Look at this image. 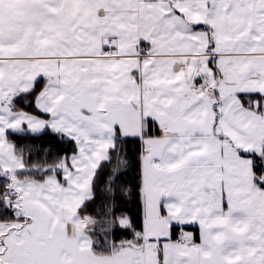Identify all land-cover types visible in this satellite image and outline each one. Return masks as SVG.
Masks as SVG:
<instances>
[{"label":"snow or ice","instance_id":"snow-or-ice-1","mask_svg":"<svg viewBox=\"0 0 264 264\" xmlns=\"http://www.w3.org/2000/svg\"><path fill=\"white\" fill-rule=\"evenodd\" d=\"M0 264H264V0H0Z\"/></svg>","mask_w":264,"mask_h":264},{"label":"trees","instance_id":"trees-1","mask_svg":"<svg viewBox=\"0 0 264 264\" xmlns=\"http://www.w3.org/2000/svg\"><path fill=\"white\" fill-rule=\"evenodd\" d=\"M17 142L21 145L27 144H40L46 148H51L53 152L58 151L59 149H70V145L63 144L61 145L57 138L51 136L50 134H45L40 137L38 140L31 137H18ZM126 153L128 154L129 167L126 170V174L123 177L124 186L127 189L126 194H123L115 201L116 215H126L133 222L134 226L139 225L142 228L143 220V208L140 203L139 198V163L138 157L141 151L140 142L137 140L133 142L131 139L123 145ZM97 204L90 205V210H95ZM139 230V229H138ZM115 239H126L131 238V230H117Z\"/></svg>","mask_w":264,"mask_h":264},{"label":"rangeland","instance_id":"rangeland-1","mask_svg":"<svg viewBox=\"0 0 264 264\" xmlns=\"http://www.w3.org/2000/svg\"><path fill=\"white\" fill-rule=\"evenodd\" d=\"M186 230H188V231H193V232H194V235H196V231H197V235H198V230H196L195 227L188 226Z\"/></svg>","mask_w":264,"mask_h":264},{"label":"crops","instance_id":"crops-1","mask_svg":"<svg viewBox=\"0 0 264 264\" xmlns=\"http://www.w3.org/2000/svg\"><path fill=\"white\" fill-rule=\"evenodd\" d=\"M192 227H195L196 228V226H192ZM196 230H198L197 228H196ZM196 235H197V231H196ZM198 236V235H197Z\"/></svg>","mask_w":264,"mask_h":264}]
</instances>
